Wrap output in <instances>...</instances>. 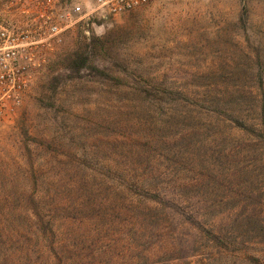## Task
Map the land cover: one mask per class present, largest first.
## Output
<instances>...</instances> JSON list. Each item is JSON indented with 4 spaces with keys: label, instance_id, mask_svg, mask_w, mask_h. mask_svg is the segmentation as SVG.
<instances>
[{
    "label": "rangeland",
    "instance_id": "rangeland-1",
    "mask_svg": "<svg viewBox=\"0 0 264 264\" xmlns=\"http://www.w3.org/2000/svg\"><path fill=\"white\" fill-rule=\"evenodd\" d=\"M60 2L83 19L0 116V229L34 198L79 242L0 264H264V0Z\"/></svg>",
    "mask_w": 264,
    "mask_h": 264
},
{
    "label": "built area",
    "instance_id": "built-area-1",
    "mask_svg": "<svg viewBox=\"0 0 264 264\" xmlns=\"http://www.w3.org/2000/svg\"><path fill=\"white\" fill-rule=\"evenodd\" d=\"M167 1L95 0L92 13L120 16ZM83 15V5L77 2L0 0V116L21 103Z\"/></svg>",
    "mask_w": 264,
    "mask_h": 264
},
{
    "label": "trees",
    "instance_id": "trees-1",
    "mask_svg": "<svg viewBox=\"0 0 264 264\" xmlns=\"http://www.w3.org/2000/svg\"><path fill=\"white\" fill-rule=\"evenodd\" d=\"M86 62L87 58L77 56L75 59L71 60V68L77 71H81ZM261 112L264 116V101L261 107ZM260 138L262 139V143H264V134L261 135ZM148 183L149 182L147 180H137V184H139L141 187L143 186L144 189L145 187H148L150 185ZM148 191H150V188L148 189ZM32 202L35 207V212H28L26 214L18 216L19 225L15 226V229H0V244L7 243L6 246L0 248V256L8 259L12 257L10 260L17 256L18 258L23 259L29 258L32 257V254L34 256H47V254H51L50 256L59 257L60 253L65 252L67 246V240L64 239L65 237H67L68 240H72L73 244H75L76 241L79 242L78 238L80 236L77 235V233H75L74 231L66 234L63 233L62 228L56 226L55 219L52 216L51 212L44 211V209H42V204L36 202L34 198H32ZM27 203L29 202L27 201ZM3 216V214H0V221ZM6 216L8 217V214ZM210 236L216 243V245L220 247V249L225 251L229 249L228 243L221 239L220 235L216 233H210ZM43 242L45 244H48L50 249H52L51 253L48 251ZM32 244H38L39 248L37 246L33 247ZM9 245L16 246L15 252H11L9 250ZM103 263L108 264L109 260H104ZM92 264L101 263L95 261V263Z\"/></svg>",
    "mask_w": 264,
    "mask_h": 264
}]
</instances>
